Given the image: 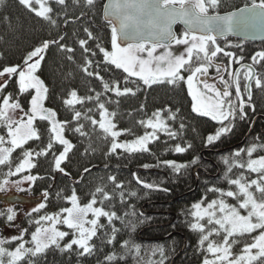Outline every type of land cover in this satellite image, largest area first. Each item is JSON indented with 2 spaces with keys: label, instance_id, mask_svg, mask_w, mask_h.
I'll return each instance as SVG.
<instances>
[{
  "label": "snow or ice",
  "instance_id": "1",
  "mask_svg": "<svg viewBox=\"0 0 264 264\" xmlns=\"http://www.w3.org/2000/svg\"><path fill=\"white\" fill-rule=\"evenodd\" d=\"M73 3L79 6L80 0ZM5 4L6 0H0V7ZM18 4L57 34L49 31L50 38L40 39L20 62L0 63V168L7 169L0 192L9 186L30 191L22 185H35L41 179L32 174L40 157H50L55 171L69 175L62 164L77 147L72 137L86 138L89 149L94 139L101 141L109 156L155 155L150 145L162 137L167 138L166 145L183 140L186 117L170 105L149 114L141 104L136 111L144 115L135 121L143 129L140 133L120 126L122 101L145 88L185 84L191 112L219 125L205 137L206 147L231 132L235 122L247 116L246 109L255 110L254 91L264 92V49L246 57L242 44L228 41L229 36L264 40V0H252L250 5L223 14L224 0H106L102 15L110 31V45L84 27L82 37L72 33L76 47L68 43L69 21L65 19V30L60 31V20L68 15L66 0H18ZM84 6L94 9L97 0H84ZM5 19L11 26L10 18ZM177 24L183 26L179 33L174 30ZM53 47L72 63L79 50L77 67L83 84V88L69 87L58 97V106H52L49 87L42 78ZM233 47L240 51H232ZM191 148L185 141L170 150L184 154ZM161 163L176 173L188 166L174 160ZM222 163V186L208 187L187 213L193 218L190 229L198 234L201 264H264V141L235 149L222 156ZM84 172L90 174L91 169L86 167ZM133 176L146 189L166 190ZM101 179L104 182L94 185L87 199L75 186L67 193L58 192L56 199L62 204L55 211H45L50 193L44 190L41 202L29 213L36 214L30 221L34 229H22L13 236L11 249L4 246L8 239H0V264H38L37 258L49 249L91 256L102 250L94 240L118 242L116 221L134 230L135 222L125 217L135 213L119 215L116 209L117 196L121 204L125 201L124 182L116 175ZM16 216L9 207L7 220ZM121 247L132 250L129 241ZM133 247L139 254V246ZM105 259L112 264L117 257L113 253Z\"/></svg>",
  "mask_w": 264,
  "mask_h": 264
},
{
  "label": "trees",
  "instance_id": "2",
  "mask_svg": "<svg viewBox=\"0 0 264 264\" xmlns=\"http://www.w3.org/2000/svg\"><path fill=\"white\" fill-rule=\"evenodd\" d=\"M67 2V17L60 20V31H64L65 19L67 25L68 43L76 47L73 31L83 36V28L88 27L95 35L101 37L103 42L110 45V31L102 19V6L104 0H97V6L89 9L84 6V0L80 5ZM252 0H224L221 13L231 11L239 7L250 5ZM83 13V15H81ZM5 17L10 18L9 20ZM79 17V19H77ZM75 21V22H71ZM57 34L56 29H50L48 25L39 21L31 13L18 4V0H6L4 7H0V53L3 59L0 63H18L31 47L42 38H50ZM182 29L177 28V33ZM229 42L242 44L244 54L248 57L252 53L264 49L262 42H243L235 38H228ZM221 44L224 41H220ZM234 51H239L233 47ZM65 53L58 52L54 47L49 51L46 63L43 65L42 78L46 81L52 106H58V97L63 95L69 87L83 88L82 73L77 64L80 63L79 50L76 53V63L65 58ZM253 102L255 110L246 109L247 116L238 119L231 132L221 137L214 145L205 146V137L214 132L218 127L208 118L199 117L191 112V98L187 95L185 84L173 88L167 84L153 85L138 91L135 97L126 98L121 104V127H132L138 133L139 129L135 121L144 113L136 111L141 104L146 105V111L150 114L161 106H172L180 109V115L186 117L188 125L183 140L160 142L150 145L152 152L128 155L120 153L106 155V146L98 140H93L92 149H89V141L86 138L72 137L76 149L69 154L70 159L63 166L69 175L57 173L50 164V157H40L36 161L37 168L32 169V174L41 179L35 185L24 184L22 187L30 191H17L9 186L1 193L0 205L3 211L11 207L31 209L41 202V193L47 190L50 193L48 208L45 211H55L61 206L62 201L56 199V194L63 191L67 193L73 186L78 193L87 199L88 191L94 185L103 183L101 178L108 175H116L117 179L124 182L125 201L123 204L116 199V209L119 215L124 212H133L134 215L125 217L126 221L135 222V229L126 227L116 221V227L120 229L117 234V243H101L94 240L101 251L91 256H78L77 251L61 252L58 249H49L43 257H38V264H108L105 257L108 254H116L117 259L112 264H198L201 253L198 250V234L190 229L192 217L188 215L191 204L205 195L206 189L213 185L222 186L219 179L222 176L224 165L222 156L230 155L235 149L250 146L253 143L264 141V92L254 91ZM132 115L129 116L128 113ZM179 120L177 121V124ZM260 138L259 140L257 138ZM131 138V137H130ZM192 144V148L184 154H176L170 149L175 143ZM86 149H89L86 153ZM198 158V159H196ZM196 159V163H190ZM174 160L177 163L187 164L179 173L165 166L161 161ZM150 167L144 168L142 165ZM91 169V173H85V168ZM7 169L0 168V181L4 179ZM135 173L146 183L157 185L158 189H146L136 182ZM72 176L78 177L72 180ZM12 180L18 177H12ZM77 181H79L77 183ZM119 193V189L116 190ZM136 192V196L128 195ZM208 196L210 193H207ZM35 213H32L34 216ZM124 241H129L131 251L122 248ZM133 245L140 248L136 253ZM163 250V255L161 254ZM120 257H123L122 259Z\"/></svg>",
  "mask_w": 264,
  "mask_h": 264
},
{
  "label": "rangeland",
  "instance_id": "3",
  "mask_svg": "<svg viewBox=\"0 0 264 264\" xmlns=\"http://www.w3.org/2000/svg\"><path fill=\"white\" fill-rule=\"evenodd\" d=\"M232 45H236V43L234 42H230ZM182 47V46H181ZM232 51H234V49H231ZM240 51V49H238ZM237 51V52H239ZM244 52L246 53V51H243V55H245L246 57H248L246 54H244ZM186 86V85H185ZM12 87V84L9 85V88ZM219 127V125H217ZM62 167L63 164H62ZM65 168V167H64ZM66 170V169H65ZM57 173H61L56 171ZM78 177L72 176V180H77ZM212 194L210 193L209 197H211ZM0 200H1V193H0ZM8 209V208H7ZM16 213V219L13 221H8L7 220V210L3 211L2 207L0 205V239H8L9 243L4 245L5 247H9L10 249L14 247V243L12 242V237L16 236L20 233V231L22 229H29V231L33 230L35 225L30 224V221L33 218V215H26L27 212L29 211L28 207H24V208H16L13 209ZM36 214H34L35 216ZM26 239L28 238L27 236L25 237ZM198 264H201V256L199 259Z\"/></svg>",
  "mask_w": 264,
  "mask_h": 264
},
{
  "label": "water",
  "instance_id": "4",
  "mask_svg": "<svg viewBox=\"0 0 264 264\" xmlns=\"http://www.w3.org/2000/svg\"><path fill=\"white\" fill-rule=\"evenodd\" d=\"M106 2V0H104V3ZM103 3V4H104ZM244 7V6H243ZM240 8H242V7H240ZM238 9V8H237ZM236 9H234V10H232V11H235ZM101 13H103V7H102V12ZM221 14H223V13H221ZM102 19H103V15H102ZM104 21V20H103ZM181 28V29H183V26L182 25H180V24H177V25H174V30L176 31V28ZM229 37H233V38H236V39H239V40H243V41H249V42H261V41H264V40H262V39H260V38H255V39H253V38H251V37H249L248 39H244L243 37H237V36H229Z\"/></svg>",
  "mask_w": 264,
  "mask_h": 264
}]
</instances>
